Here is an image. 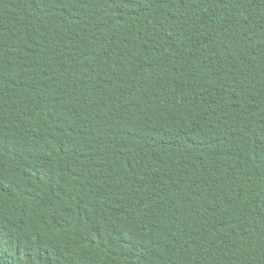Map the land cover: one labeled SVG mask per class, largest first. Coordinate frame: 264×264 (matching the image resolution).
<instances>
[{
    "label": "trees",
    "instance_id": "trees-1",
    "mask_svg": "<svg viewBox=\"0 0 264 264\" xmlns=\"http://www.w3.org/2000/svg\"><path fill=\"white\" fill-rule=\"evenodd\" d=\"M263 166L264 0H0V264H264Z\"/></svg>",
    "mask_w": 264,
    "mask_h": 264
},
{
    "label": "clouds",
    "instance_id": "clouds-1",
    "mask_svg": "<svg viewBox=\"0 0 264 264\" xmlns=\"http://www.w3.org/2000/svg\"><path fill=\"white\" fill-rule=\"evenodd\" d=\"M10 68L14 69L13 67L9 66ZM16 70V69H14ZM87 79H90L89 77L85 76L82 80L78 81L77 83L73 84L70 88L75 86H80L85 82ZM101 86V84H99ZM13 96V95H11ZM16 111H21L19 109H15ZM53 113H59V115H56L57 119L61 121L62 130H60L56 134H49L43 138H40L42 143V152H41V164H47L52 160V156L60 151L66 148L68 144V135L71 131L72 127V115L70 109L62 103V101L57 97L55 99H44L41 101L40 107L38 111L35 113L36 119H49ZM171 130V129H170ZM170 130L163 135V137L160 139V141H163L166 137V134L170 132ZM159 141V142H160ZM133 142V138L130 140L129 143ZM146 142L141 141V143L138 145V149L142 150L146 146ZM29 164L28 159V150L25 147L23 151L22 158L18 164V173H22L26 166ZM53 169V168H52ZM51 169V170H52ZM50 170V171H51ZM2 173V172H0ZM258 182L260 185L264 186V166L261 168L260 173L258 175ZM142 182L139 181L138 185H140ZM82 198L76 197V196H68L66 200V205L70 206H76L79 204H83L86 206V197L81 192ZM127 208H110L106 205L104 202H100L97 205L96 212H92L91 216V224L95 227V239L93 242L94 248H97V236L99 233L103 232H110L111 229L105 225V223L110 222H116L120 219H122L124 213L126 212ZM104 224V225H102ZM117 226V225H115ZM114 226V227H115ZM113 227V228H114ZM95 256L98 253V250L94 252ZM113 262L112 258H110L108 261H103V264H111Z\"/></svg>",
    "mask_w": 264,
    "mask_h": 264
}]
</instances>
